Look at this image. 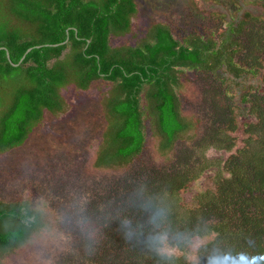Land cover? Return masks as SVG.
<instances>
[{
	"label": "trees",
	"instance_id": "obj_1",
	"mask_svg": "<svg viewBox=\"0 0 264 264\" xmlns=\"http://www.w3.org/2000/svg\"><path fill=\"white\" fill-rule=\"evenodd\" d=\"M135 4V0H0V154L23 145L43 120L45 110L51 113L63 110L60 87L73 83L86 90L95 81L105 82L109 87L100 103L106 125L92 166L117 169L129 165L144 146L147 124L152 134L159 138L157 148L166 163L159 170L163 173H154L157 169L146 167L135 172L136 185L119 182L121 200L115 196L117 184L113 183L111 195L101 210L104 212L101 226L106 227L104 234L114 236L110 240L113 244L109 246L107 261L90 254L92 261L83 264H128L130 261L132 264L142 261L182 264L178 255L171 258L158 255L148 242L150 236L162 232L167 233L170 241L174 237L170 234L182 226L190 228L188 232L193 236L203 232L215 234L211 244L208 242L198 250L204 256L218 254L223 264H264V149L250 156L242 166L239 158L252 146L237 147L224 162L229 171L228 176L223 174L226 185H233L243 194V202L255 204L257 200L261 205L250 218L245 215L246 210H237L241 217L235 222L240 221L239 226L228 231L214 224L206 225L204 230L201 221L207 214L209 216L208 202L200 206L199 220L191 214L178 217L180 211H186L181 206L187 204L181 202L180 191L192 186L187 178L192 154L188 152L189 147H183L182 153H178L177 141L193 132L194 126L192 117L180 110L179 73L186 68L201 69L207 74L215 72L221 62L229 65L234 62L231 57L226 58L225 47L221 44L217 47L215 40L210 42L201 36H188L179 41L170 26L160 22L152 23L147 36L138 43L112 46V36H121L131 30ZM245 24L247 33L241 37L246 47H250L247 55L250 64L257 56L264 58V47L255 51L250 41L254 36L246 20L240 24L238 32L243 31ZM235 28L229 31L224 43L230 40L229 44L237 45L233 38ZM246 70L254 71V68ZM210 96L215 98L214 90L210 91ZM141 102H145L143 107ZM212 107L216 114L219 113L217 117L224 116L227 120L234 116L229 103ZM218 121H211L207 137L212 141L204 143L206 146H219ZM255 132L258 136H252L263 143L264 127L259 126ZM231 148L226 147L227 150ZM176 165L181 166V170L173 172ZM166 183L169 186L162 185ZM60 185L49 188L51 195L60 198L63 190ZM164 186L170 188L166 192L168 197L174 196L169 200L175 210L164 203L162 197L160 199L158 188ZM146 201L166 209L167 215L159 228L150 222L151 213L143 207ZM43 217V207L36 209L27 201L0 198V263L4 254L23 245L38 231ZM227 221L231 223V218ZM122 222H130L132 229L137 228V235L127 240L136 243L134 246L137 245L138 250L126 254L129 260L118 249V243L126 238L122 235ZM88 249L87 245L82 248L85 252Z\"/></svg>",
	"mask_w": 264,
	"mask_h": 264
},
{
	"label": "rangeland",
	"instance_id": "obj_2",
	"mask_svg": "<svg viewBox=\"0 0 264 264\" xmlns=\"http://www.w3.org/2000/svg\"><path fill=\"white\" fill-rule=\"evenodd\" d=\"M135 3L131 30L121 36H112V46L136 44L147 36L152 23L160 22L170 26L179 41L188 36H201L210 42L215 40L217 47H220L219 44L225 47L228 53L226 58L231 57L234 62L232 65L221 62L215 72L207 74L201 69L191 71L184 68L180 71V110L192 117L194 126L193 132L177 141L179 146L176 149L182 153L183 147H189L191 149L188 152L192 154L187 165V178L192 186L180 191L181 202L187 204L181 206L186 211H180L178 217L191 214L199 220L200 206L208 202L210 211L209 216L207 214V218L201 221L204 223L203 229H207L206 225L217 224L220 229L229 231L241 224L240 221L235 222L241 217L237 210H246L245 215L250 218L258 211L257 206H261L257 200L255 204L243 202V194L233 185H226L223 174L228 176L229 171L224 162L235 148L252 146L239 158L242 166L250 156L264 149V141L259 143L252 136H258L255 131L259 126L264 127V58L257 56L254 63L248 64L250 47H246L241 37L247 33L246 24L243 31L238 32L240 24L246 20L254 36L250 41L255 51L263 49L264 0H135ZM233 27H236L233 38L237 45L229 44L230 40L224 43V38L229 36ZM248 68H254V71L246 70ZM108 87L109 84L100 80L91 83L86 90L73 83L60 87L63 110L57 113L45 110L43 120L34 127L23 145L0 154V198L27 201L33 208L43 207L45 214L38 231L23 245L4 254L0 264H83L92 261L90 254L107 261L109 246L113 244L110 240L114 236L111 238L104 234L106 227L101 226L104 213L101 210L104 209L106 198L111 195V186L117 184L115 196L121 200L119 182L136 185V176L133 174L145 167L157 169L154 173H163V170H159L165 166L166 160L157 148L159 138L152 134L148 124L144 146L129 165L117 169L92 166L106 125L100 102ZM211 90H214L215 98L210 96ZM227 103L230 104L233 118L225 120L224 116L217 117L219 113L216 114L212 106H225ZM144 104L141 102V107ZM215 119L219 120L220 126L216 135L219 146L213 142L216 146L212 148L204 143L212 141L207 136L211 121ZM230 146L232 148L227 150L226 147ZM174 168L173 172L181 170L179 165ZM57 184L63 188L60 198L51 195L49 189L56 188ZM162 185L169 186V183ZM169 189L166 186L158 188L160 199L162 197L164 203L172 205L175 210L173 202L169 200L174 196L168 197L166 194ZM237 203L241 204L238 206ZM78 217L85 219L83 226L76 223ZM228 217L231 223L227 221ZM52 229L60 233L55 241L51 235ZM189 229L182 226L170 234L174 237L170 238L171 242L167 239L166 243L180 247L177 255L182 258V264H191L193 255L199 264H207L210 256H204L198 250L208 242L211 244L215 234L203 232L193 236V233L188 232ZM132 230L136 231L137 228ZM201 237L210 239L204 240L194 249ZM124 240L118 243L123 256L138 251L137 245L134 246L136 243H128V238ZM85 245L89 247L88 252L82 250ZM219 260L223 264L220 257ZM130 262L127 263L132 264ZM146 263L148 261L140 264Z\"/></svg>",
	"mask_w": 264,
	"mask_h": 264
},
{
	"label": "clouds",
	"instance_id": "obj_3",
	"mask_svg": "<svg viewBox=\"0 0 264 264\" xmlns=\"http://www.w3.org/2000/svg\"><path fill=\"white\" fill-rule=\"evenodd\" d=\"M143 207L147 211H150L151 214L149 219L153 225L159 227L164 222V219L167 215L165 208L155 205L151 201L144 202ZM76 223L79 226H83L86 223V221L83 217H78ZM122 227L124 228V234L126 238L132 239L134 236L137 235V233L132 230V225L130 224V222L128 223L122 222ZM51 235L53 237V240L55 241L56 239L59 238L60 233L58 232V230L52 229ZM208 239H210V237H201L200 240L197 242V244L194 245V249L198 248L204 242V240H208ZM166 241H167V233L162 232V233H155L152 236H150L148 242L149 245L153 248V250L156 251L158 255L164 258H171L172 256L180 253V247L178 245L173 246L167 244ZM191 264H199L198 259L196 258L195 255H193L192 257ZM207 264H220L218 254L214 256H210L207 260Z\"/></svg>",
	"mask_w": 264,
	"mask_h": 264
},
{
	"label": "water",
	"instance_id": "obj_4",
	"mask_svg": "<svg viewBox=\"0 0 264 264\" xmlns=\"http://www.w3.org/2000/svg\"><path fill=\"white\" fill-rule=\"evenodd\" d=\"M54 45H56V44H54ZM29 50H30V48L27 49V51H29ZM7 56L9 57L8 53H7ZM21 59H22V58H21ZM20 61H21V60H20Z\"/></svg>",
	"mask_w": 264,
	"mask_h": 264
}]
</instances>
